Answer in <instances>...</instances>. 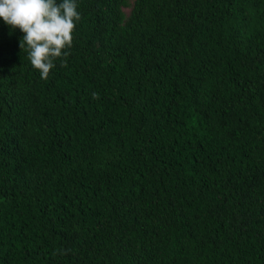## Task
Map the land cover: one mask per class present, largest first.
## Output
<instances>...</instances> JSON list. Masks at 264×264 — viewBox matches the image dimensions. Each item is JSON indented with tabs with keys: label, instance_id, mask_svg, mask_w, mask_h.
<instances>
[{
	"label": "trees",
	"instance_id": "16d2710c",
	"mask_svg": "<svg viewBox=\"0 0 264 264\" xmlns=\"http://www.w3.org/2000/svg\"><path fill=\"white\" fill-rule=\"evenodd\" d=\"M77 4L46 80L0 19V264H264V0Z\"/></svg>",
	"mask_w": 264,
	"mask_h": 264
},
{
	"label": "clouds",
	"instance_id": "9594fccd",
	"mask_svg": "<svg viewBox=\"0 0 264 264\" xmlns=\"http://www.w3.org/2000/svg\"><path fill=\"white\" fill-rule=\"evenodd\" d=\"M0 19L10 29H19L22 39L20 49L40 78L46 80L59 58L66 66L68 49L73 45L76 25L81 19L77 0H0ZM93 99L99 94L93 92ZM70 250H58L66 255Z\"/></svg>",
	"mask_w": 264,
	"mask_h": 264
},
{
	"label": "rangeland",
	"instance_id": "374dc122",
	"mask_svg": "<svg viewBox=\"0 0 264 264\" xmlns=\"http://www.w3.org/2000/svg\"><path fill=\"white\" fill-rule=\"evenodd\" d=\"M128 2L130 3V2H131V0H128ZM128 9H129V7L127 6V7H125V8H124V11H125V12H127V11H128Z\"/></svg>",
	"mask_w": 264,
	"mask_h": 264
}]
</instances>
